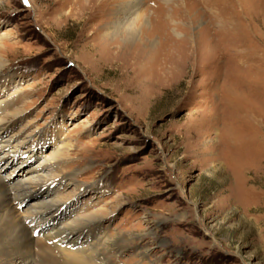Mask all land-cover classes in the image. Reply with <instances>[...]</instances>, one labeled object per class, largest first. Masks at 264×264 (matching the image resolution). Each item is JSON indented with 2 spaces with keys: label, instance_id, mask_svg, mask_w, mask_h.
<instances>
[{
  "label": "rangeland",
  "instance_id": "obj_1",
  "mask_svg": "<svg viewBox=\"0 0 264 264\" xmlns=\"http://www.w3.org/2000/svg\"><path fill=\"white\" fill-rule=\"evenodd\" d=\"M101 1L0 0V178L58 179L32 239L72 225L104 264H264V0Z\"/></svg>",
  "mask_w": 264,
  "mask_h": 264
},
{
  "label": "bare ground",
  "instance_id": "obj_2",
  "mask_svg": "<svg viewBox=\"0 0 264 264\" xmlns=\"http://www.w3.org/2000/svg\"><path fill=\"white\" fill-rule=\"evenodd\" d=\"M137 1L138 0H130L129 2L127 1L128 2L127 10H129V12L130 10H134L136 9V7H138ZM101 2H99V8L102 7ZM131 15L134 14H130V16ZM129 20L132 22L131 19ZM131 22L129 24L130 27L128 25V28H126L127 34L130 37L134 35V31L131 28L132 25L134 24L133 22L132 23ZM3 65L4 64L2 63V61H0V73L2 71ZM4 124H6V121L4 119H0V132L1 130L4 129L3 128ZM3 158L4 155L0 156V159ZM42 167H44V169L51 168L52 165H49L48 163V165L45 164ZM52 176L53 175L47 174L44 179L38 177L32 181L27 179L26 181L28 182L26 184H20V185L17 184L18 186L15 185L16 183L13 184L5 183L3 182L2 178H0V264H34V262H32V258L30 257L27 251V249L29 250L32 248L35 242V240H33L31 236L32 231L35 232L37 231V229H39L38 231L41 233L43 232L42 229L43 225L47 226L46 223H51V222L53 225L54 222L56 221L52 217L53 214H51L50 217H44L45 213L49 212L52 208L57 207L55 206L56 201H52L53 203H47L44 198L46 195H50L52 191L48 190L46 192H40L37 190V188L39 190L40 189L42 190V188L45 186L51 188L54 182L58 180ZM32 194L33 197L35 196L36 198H39L38 203L33 205L32 208H30V210L28 211L25 210L22 211V213H20L17 210V206L23 202L22 201L23 198ZM13 204L15 205L13 206ZM93 219L98 224L100 218L95 217ZM34 222L35 224H33ZM36 223L38 226L36 225ZM31 224L33 225V228L29 227ZM36 226L39 228H36ZM52 230L53 231L51 233H48V235L45 236L42 233L44 239H42L39 242H35L37 244L36 245L37 248L43 254L41 258V262L39 264H95L91 261V259L96 257H98L97 259L100 260L99 261L100 264H104L103 259L100 257L99 247L101 246L104 249L106 248L105 246L106 243L105 244L102 243V242H106L105 241L106 239L105 240L103 239L104 240L103 241L101 240L102 239L101 237L100 238L101 243L96 245L98 247L93 248L96 250H94V252L92 253L91 251H88L89 249L85 250L86 247L81 249V247L85 246L87 243L81 244L78 242V238L83 235L82 234L84 230L83 227L66 225L63 226L62 228H57L56 230L55 229ZM75 234H77V237L75 239H72L73 235ZM44 240L48 242V245L45 244ZM51 245L54 248H51ZM67 246H69V249H66ZM113 247L116 246L113 245ZM54 250H57L59 253H63V258H62L63 262H59L57 260V257L60 259L61 257L55 255ZM84 254L86 255V257H88V259L82 256Z\"/></svg>",
  "mask_w": 264,
  "mask_h": 264
},
{
  "label": "snow or ice",
  "instance_id": "obj_3",
  "mask_svg": "<svg viewBox=\"0 0 264 264\" xmlns=\"http://www.w3.org/2000/svg\"><path fill=\"white\" fill-rule=\"evenodd\" d=\"M25 3H27V0H24Z\"/></svg>",
  "mask_w": 264,
  "mask_h": 264
}]
</instances>
